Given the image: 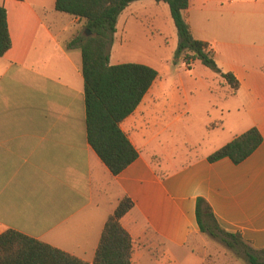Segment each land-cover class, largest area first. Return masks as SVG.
Returning a JSON list of instances; mask_svg holds the SVG:
<instances>
[{"label":"crops","instance_id":"obj_1","mask_svg":"<svg viewBox=\"0 0 264 264\" xmlns=\"http://www.w3.org/2000/svg\"><path fill=\"white\" fill-rule=\"evenodd\" d=\"M222 1L189 0L183 13L193 38L209 43L218 68L238 81L232 97L204 115L189 114L188 98L166 89L170 58L158 67L148 48L136 50L139 60L125 56L134 53L133 28L150 35L138 17H121L133 1L118 15L109 63H144L158 76L120 123L138 156L114 175L86 138L80 49L67 46L82 21L56 11L55 0H0L10 37L0 56V233L13 229L92 264L104 223L126 196L133 206L119 222L133 241L130 264H204L195 248L201 197L223 230L264 248V0ZM156 19L146 17L165 37ZM193 67L220 78L198 60ZM176 111L183 124L169 130ZM252 126L262 141L246 158L207 160Z\"/></svg>","mask_w":264,"mask_h":264},{"label":"trees","instance_id":"obj_2","mask_svg":"<svg viewBox=\"0 0 264 264\" xmlns=\"http://www.w3.org/2000/svg\"><path fill=\"white\" fill-rule=\"evenodd\" d=\"M135 0H55L54 9L83 21V30L68 43L81 54V74L85 105L86 138L112 174H118L138 156L120 123L131 114L157 78V71L140 62L109 63V53L120 12ZM165 2L177 34L174 60L181 59L190 69L195 60L214 70L233 90L238 81L222 72L209 43L193 38L184 11L189 0H155ZM90 31L84 35V30ZM10 47L6 10L0 5V56ZM262 141L254 126L234 136L207 156L210 162L228 157L239 163ZM133 206L128 197L118 202L104 223L92 264H130L132 238L119 219ZM200 232L220 238L229 249L245 247L250 264H264V248L254 250L238 234L223 230L206 201L198 197L195 206ZM256 253L261 254V258ZM0 264H91L63 250L13 229L0 233Z\"/></svg>","mask_w":264,"mask_h":264},{"label":"rangeland","instance_id":"obj_3","mask_svg":"<svg viewBox=\"0 0 264 264\" xmlns=\"http://www.w3.org/2000/svg\"><path fill=\"white\" fill-rule=\"evenodd\" d=\"M138 1L140 0L133 1V4H131V6L125 12H123V16L121 17H124V15L126 14H132L133 16L138 17V19L142 20L140 22L146 28L150 36L148 39H145L142 35L140 27L133 28L134 39L130 43L129 48L126 49L130 52L133 51L134 53H128L125 56H127L128 59L139 60L138 58H140L141 55L136 54V50L138 51L142 48H148L149 51L153 52V54L151 52L149 55L150 58L153 56L150 61L158 67H162L165 58H170L168 62V65H170V72L168 74L165 73L167 75L164 74V83L167 86L166 89L168 90L169 94L171 93L170 87H172L174 91V93L171 94L173 95L172 97H187L188 101L186 104L190 111L189 114L204 115L203 113L205 110H208V112L210 113H216L217 109H219L217 108V106H219L223 101L222 97H232L231 95L233 89L228 84L222 83V77L218 79L213 77L206 78L200 68L193 67V69H188L181 59L175 61L173 55L177 45V34L174 30L175 37H172L167 27V21H171L170 23H172L168 5L165 2H156L155 0H148L151 4ZM222 2L223 4H227L228 0H223ZM208 14L211 15V13ZM149 15H154L155 17H157L154 23L155 26L161 24L164 27L165 33L168 32L165 37L164 35L158 34L157 31L153 28V25L146 20V17ZM193 15L194 10H192V16ZM82 27L83 21L79 29L80 32L83 30ZM118 43L119 36H113L111 44L113 45V49L111 52L112 57L115 55L114 51L118 47ZM172 46L174 49L171 50ZM147 57L144 58L147 59ZM203 66L208 68L212 73L217 74L211 68L205 65ZM175 84H177V86H175ZM234 107H236V103H234ZM178 113L179 111H176L172 114V117L170 118L171 124L168 128L169 130L178 128L183 124V121H181L182 118L178 120L176 118ZM195 242V248L206 257L204 264H250L244 254L245 247L242 245H239L237 249L232 250L229 249L224 244V242L220 240V238L211 236L206 233L200 234ZM256 254L259 258L262 257L261 254ZM158 255L159 259L161 260L162 258H160V253H158ZM142 264L158 263L154 261V259L152 261H149V259H147Z\"/></svg>","mask_w":264,"mask_h":264},{"label":"water","instance_id":"obj_4","mask_svg":"<svg viewBox=\"0 0 264 264\" xmlns=\"http://www.w3.org/2000/svg\"><path fill=\"white\" fill-rule=\"evenodd\" d=\"M89 34H90V31H89L88 29H85V30H84V35L87 36V35H89Z\"/></svg>","mask_w":264,"mask_h":264}]
</instances>
